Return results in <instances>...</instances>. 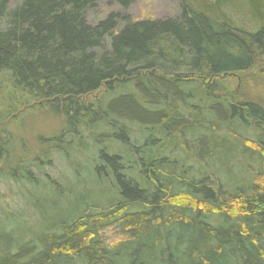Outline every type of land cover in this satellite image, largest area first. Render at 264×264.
Here are the masks:
<instances>
[{
    "label": "trees",
    "instance_id": "trees-1",
    "mask_svg": "<svg viewBox=\"0 0 264 264\" xmlns=\"http://www.w3.org/2000/svg\"><path fill=\"white\" fill-rule=\"evenodd\" d=\"M98 1L0 0V180L38 215L0 214V264H264V106L224 81L264 75V0L89 25ZM22 108L57 131L27 148Z\"/></svg>",
    "mask_w": 264,
    "mask_h": 264
},
{
    "label": "rangeland",
    "instance_id": "rangeland-1",
    "mask_svg": "<svg viewBox=\"0 0 264 264\" xmlns=\"http://www.w3.org/2000/svg\"><path fill=\"white\" fill-rule=\"evenodd\" d=\"M15 2L16 0H10V7H13ZM179 12L178 0H133L126 8L120 7L112 0H100L96 2L92 8L87 10L86 21L89 25H95L112 13L126 16L132 21L143 19H172L177 17ZM121 24L122 22L118 21L117 27L120 28ZM224 81L228 85L229 91L235 93L237 97L250 98L264 106V75L261 74L257 66L244 73L238 72L225 75ZM6 88V85H3L0 87V90H5ZM102 93L103 89H100L90 95L81 97V99L86 103V99L93 101L100 97ZM23 109L24 108L15 112L16 115L20 112L22 113L20 114V122L18 121L19 124L17 123V129L15 126L12 128H14L19 133L20 137L27 142V148L34 146L36 142L35 137H37V135H50L57 131L59 120L52 113H42L37 110L30 112ZM16 115L14 116L15 121L18 120ZM64 164L65 162L63 159L57 158L54 160V166L52 168H45V170L49 177L56 179L59 183V190H61V188H69L73 190V197L79 196L81 194V188L86 183V179L82 182L74 180ZM80 197L81 195L78 198ZM22 198L23 195H21L19 186L6 180H0V214H5L4 211H9V214L22 212L25 213V218L34 224V220L38 215L34 214L35 210H33ZM14 204L16 205L14 206ZM36 227L37 226H35V228Z\"/></svg>",
    "mask_w": 264,
    "mask_h": 264
}]
</instances>
